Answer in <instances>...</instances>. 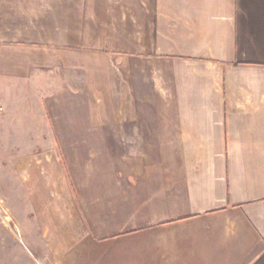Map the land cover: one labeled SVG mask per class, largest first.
I'll return each mask as SVG.
<instances>
[{"label":"crops","instance_id":"1","mask_svg":"<svg viewBox=\"0 0 264 264\" xmlns=\"http://www.w3.org/2000/svg\"><path fill=\"white\" fill-rule=\"evenodd\" d=\"M86 54L123 59L94 142L131 148L77 187L75 264H264V0H0V77Z\"/></svg>","mask_w":264,"mask_h":264},{"label":"rangeland","instance_id":"2","mask_svg":"<svg viewBox=\"0 0 264 264\" xmlns=\"http://www.w3.org/2000/svg\"><path fill=\"white\" fill-rule=\"evenodd\" d=\"M58 55L51 59H71ZM85 57L82 72L68 62L34 68L41 79L0 77V264H75L77 241L66 228L72 215L74 228L83 226L77 187L125 182L131 145L94 142L104 131L98 125L109 122L94 76L123 78L124 62Z\"/></svg>","mask_w":264,"mask_h":264}]
</instances>
